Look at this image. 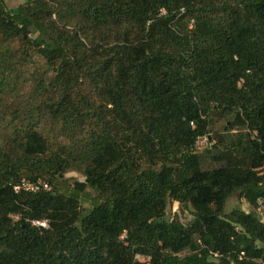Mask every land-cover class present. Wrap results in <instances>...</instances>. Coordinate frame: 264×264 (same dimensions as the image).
I'll return each instance as SVG.
<instances>
[{"label":"trees","instance_id":"obj_1","mask_svg":"<svg viewBox=\"0 0 264 264\" xmlns=\"http://www.w3.org/2000/svg\"><path fill=\"white\" fill-rule=\"evenodd\" d=\"M0 124V264H264V0H0Z\"/></svg>","mask_w":264,"mask_h":264},{"label":"rangeland","instance_id":"obj_2","mask_svg":"<svg viewBox=\"0 0 264 264\" xmlns=\"http://www.w3.org/2000/svg\"><path fill=\"white\" fill-rule=\"evenodd\" d=\"M5 5L8 8L15 7L16 5L20 4L23 0H4ZM191 25V24H190ZM35 59L37 57L34 56ZM40 61H43L42 59L38 58ZM6 106H8V100L5 103ZM1 126V124H0ZM253 133L251 137L253 138ZM207 138L206 137H200L197 140V148L202 149L207 144ZM84 176L81 174L80 171L76 169H68L64 173H61L59 176V180L55 181V186L57 189L63 193H67L73 189V183L75 181H83ZM76 189V188H74ZM85 190H89V188H85ZM83 206H87L88 202H81ZM238 207L243 209L244 211H250L252 210V206L249 205V203L245 200L243 196L239 194L238 191H235L231 196H229L225 203V211L228 212L231 208ZM191 207H184L180 205L176 201H170L165 210V214L169 218H177L182 223H187L189 220L192 219V213H191ZM257 215L264 220V205H261L258 209L254 210ZM137 258L141 261H146V257H143L142 255H138ZM147 262V261H146Z\"/></svg>","mask_w":264,"mask_h":264},{"label":"built area","instance_id":"obj_3","mask_svg":"<svg viewBox=\"0 0 264 264\" xmlns=\"http://www.w3.org/2000/svg\"><path fill=\"white\" fill-rule=\"evenodd\" d=\"M25 186L26 187H30L31 185L28 184V183H25ZM34 224H39V225H42V226H46V221L44 220H38V221H33ZM144 257V256H143Z\"/></svg>","mask_w":264,"mask_h":264}]
</instances>
